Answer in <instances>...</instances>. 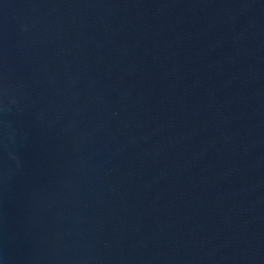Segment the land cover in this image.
I'll use <instances>...</instances> for the list:
<instances>
[{
    "label": "water",
    "instance_id": "1",
    "mask_svg": "<svg viewBox=\"0 0 264 264\" xmlns=\"http://www.w3.org/2000/svg\"><path fill=\"white\" fill-rule=\"evenodd\" d=\"M0 264H264V0H0Z\"/></svg>",
    "mask_w": 264,
    "mask_h": 264
}]
</instances>
